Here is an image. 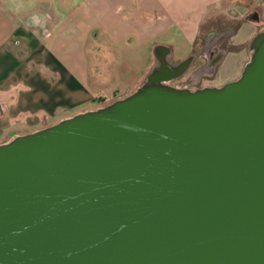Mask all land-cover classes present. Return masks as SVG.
<instances>
[{"label":"water","instance_id":"1","mask_svg":"<svg viewBox=\"0 0 264 264\" xmlns=\"http://www.w3.org/2000/svg\"><path fill=\"white\" fill-rule=\"evenodd\" d=\"M247 48L237 78L190 88L171 82L195 55L156 44L129 94L11 132L0 264H264V30Z\"/></svg>","mask_w":264,"mask_h":264},{"label":"crops","instance_id":"2","mask_svg":"<svg viewBox=\"0 0 264 264\" xmlns=\"http://www.w3.org/2000/svg\"><path fill=\"white\" fill-rule=\"evenodd\" d=\"M259 30L264 0H0V143L129 94L156 44L182 59Z\"/></svg>","mask_w":264,"mask_h":264},{"label":"rangeland","instance_id":"3","mask_svg":"<svg viewBox=\"0 0 264 264\" xmlns=\"http://www.w3.org/2000/svg\"><path fill=\"white\" fill-rule=\"evenodd\" d=\"M249 32L247 29L248 34L243 33L241 36L249 37ZM237 39L238 37H234L235 44H226L225 42L224 44L213 45L214 47L211 48L213 52L216 53L221 48L225 52V55L222 61L215 67V69H213L211 72H208L205 70L197 76L196 81L198 80L197 82L199 84V87L206 86V85L219 86L225 83L226 81L237 78L240 75L244 64L249 59V50L247 48L248 42L247 43L245 42V44H240L241 42L237 41ZM204 45L205 44H194L192 51L187 56L194 54L195 57L191 65L186 70L183 78H186V79L192 78V76H194V74L198 71V69L203 67L204 64L206 63V60H207L206 55L208 54V52H206L207 50L204 48ZM182 46L183 44H174L173 55L171 54V56L169 57L171 61L177 62L181 60L178 58L182 56V50H183ZM140 55H141V58L144 57L145 59L144 61H148V63H149L148 59L150 58L151 65H153L156 61L153 55V47L152 49L148 48L144 51H141ZM148 63L146 64L147 71L145 72V74L150 69V67L149 68L147 67ZM180 80L181 79L173 80L171 84L176 86L177 83L179 84ZM105 104H102V105H105Z\"/></svg>","mask_w":264,"mask_h":264},{"label":"flooded vegetation","instance_id":"4","mask_svg":"<svg viewBox=\"0 0 264 264\" xmlns=\"http://www.w3.org/2000/svg\"><path fill=\"white\" fill-rule=\"evenodd\" d=\"M207 45L208 44H205L204 46L207 48ZM205 48V49H206ZM221 51H223L221 48L218 50V52H216V53H220ZM207 52V51H206ZM214 55H215V52H213V53H208L207 55H206V57H207V60H208V58H209V60H211V59H213L214 58ZM207 60H206V63H207ZM205 63V64H206ZM204 64V65H205ZM183 76L184 75H182L181 77H179L178 79H181L180 80V82H179V85H185L186 87H190V88H195V87H199V84H198V80L196 81V79L194 78V77H192V78H183ZM176 84V83H175ZM178 84V83H177Z\"/></svg>","mask_w":264,"mask_h":264},{"label":"built area","instance_id":"5","mask_svg":"<svg viewBox=\"0 0 264 264\" xmlns=\"http://www.w3.org/2000/svg\"><path fill=\"white\" fill-rule=\"evenodd\" d=\"M176 86H182V85L177 84ZM183 86H185V85H183Z\"/></svg>","mask_w":264,"mask_h":264}]
</instances>
